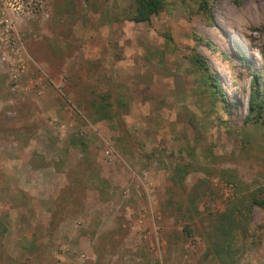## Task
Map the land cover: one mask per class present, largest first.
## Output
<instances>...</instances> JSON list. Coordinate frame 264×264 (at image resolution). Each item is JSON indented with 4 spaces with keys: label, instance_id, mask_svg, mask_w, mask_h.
<instances>
[{
    "label": "rangeland",
    "instance_id": "374dc122",
    "mask_svg": "<svg viewBox=\"0 0 264 264\" xmlns=\"http://www.w3.org/2000/svg\"><path fill=\"white\" fill-rule=\"evenodd\" d=\"M238 1L0 0V264H219L220 212L264 264V0Z\"/></svg>",
    "mask_w": 264,
    "mask_h": 264
},
{
    "label": "trees",
    "instance_id": "16d2710c",
    "mask_svg": "<svg viewBox=\"0 0 264 264\" xmlns=\"http://www.w3.org/2000/svg\"><path fill=\"white\" fill-rule=\"evenodd\" d=\"M234 1L236 3L239 2L238 0ZM165 2L166 0H133L134 11L128 20L133 22L149 21L152 16L159 14ZM206 5L207 2L203 1L200 7L204 8ZM193 61L200 69L207 70V64L199 54L194 55ZM211 85L216 88L215 92H219L216 84ZM211 93L213 94L214 92L211 91ZM249 117L264 120V93L262 94L257 89L251 92L248 100V114L246 118ZM69 142L71 146L76 145V140L73 139V137H70ZM252 201L259 207L264 208V194L257 196V198H252ZM209 226L210 228L207 234L209 244L205 252V257L209 256L211 259L218 261L219 264H235L238 253L235 244L237 238L235 215H230L227 212H220L211 220ZM184 231L187 235H191V229L188 228V225L184 226ZM4 253L3 245H0V258H2Z\"/></svg>",
    "mask_w": 264,
    "mask_h": 264
},
{
    "label": "crops",
    "instance_id": "0c3cea01",
    "mask_svg": "<svg viewBox=\"0 0 264 264\" xmlns=\"http://www.w3.org/2000/svg\"><path fill=\"white\" fill-rule=\"evenodd\" d=\"M22 166H23V165H22ZM24 169H25V168H22V167L20 168L21 171H22V170L24 171ZM18 175H19L21 178L23 177V175H22L21 173H19Z\"/></svg>",
    "mask_w": 264,
    "mask_h": 264
}]
</instances>
